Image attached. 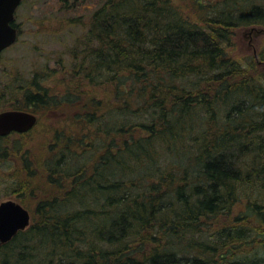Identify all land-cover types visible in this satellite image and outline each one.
<instances>
[{
	"label": "trees",
	"instance_id": "1",
	"mask_svg": "<svg viewBox=\"0 0 264 264\" xmlns=\"http://www.w3.org/2000/svg\"><path fill=\"white\" fill-rule=\"evenodd\" d=\"M191 3L107 0L61 92L40 76L10 92L37 116L0 139L32 220L0 264H264V52L258 71L225 48L264 27V0ZM66 106L72 130L35 113Z\"/></svg>",
	"mask_w": 264,
	"mask_h": 264
},
{
	"label": "rangeland",
	"instance_id": "2",
	"mask_svg": "<svg viewBox=\"0 0 264 264\" xmlns=\"http://www.w3.org/2000/svg\"><path fill=\"white\" fill-rule=\"evenodd\" d=\"M106 1L21 0L14 18V24L19 31L17 40L0 54V111L12 109L17 103V107H21L24 102L20 94L13 93L12 99L10 92L28 84L35 76L48 77L49 81L44 83V88H49L51 92L57 94L62 91L61 81L70 69L68 53L74 46L75 39L81 38L87 31L91 14ZM191 1L176 0L185 7L188 14L194 13ZM231 33L229 44L225 47L227 55L244 66L253 64L255 69L259 71L260 68L264 72V65H258L261 62L257 56L264 52V27H237ZM35 113L40 120L47 121V124L59 127L69 125L71 130L76 126L70 120V116L77 113L74 107L41 109ZM18 135H10L2 140V144L13 145ZM35 135L36 133L33 137ZM20 159L10 151L9 156L0 161V203L7 200L19 202L20 199L31 201L26 194L13 193L22 181ZM28 210L31 214L32 209Z\"/></svg>",
	"mask_w": 264,
	"mask_h": 264
},
{
	"label": "water",
	"instance_id": "3",
	"mask_svg": "<svg viewBox=\"0 0 264 264\" xmlns=\"http://www.w3.org/2000/svg\"><path fill=\"white\" fill-rule=\"evenodd\" d=\"M21 0H0V53L16 41V30L11 26L14 13ZM34 114L7 110L0 112V136L11 132L26 133L36 124ZM30 225V213L22 205L7 200L0 203V246L8 243L20 231Z\"/></svg>",
	"mask_w": 264,
	"mask_h": 264
},
{
	"label": "flooded vegetation",
	"instance_id": "4",
	"mask_svg": "<svg viewBox=\"0 0 264 264\" xmlns=\"http://www.w3.org/2000/svg\"><path fill=\"white\" fill-rule=\"evenodd\" d=\"M14 18H15V16H14ZM12 26L15 28V30H16V33H17V37H18V30H17V27L15 26V24H14V21H13V23H12ZM8 110V109H7ZM15 110V109H14ZM3 111H6V110H3ZM10 135H8V136H4V137H0V139H2V140H4V139H7L8 137H9Z\"/></svg>",
	"mask_w": 264,
	"mask_h": 264
}]
</instances>
